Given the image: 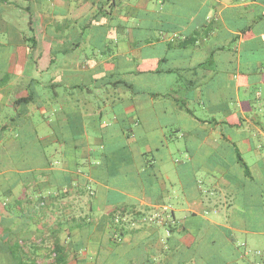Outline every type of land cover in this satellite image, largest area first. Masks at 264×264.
Listing matches in <instances>:
<instances>
[{"label": "crops", "instance_id": "crops-1", "mask_svg": "<svg viewBox=\"0 0 264 264\" xmlns=\"http://www.w3.org/2000/svg\"><path fill=\"white\" fill-rule=\"evenodd\" d=\"M58 244L264 264V0H0V264Z\"/></svg>", "mask_w": 264, "mask_h": 264}, {"label": "trees", "instance_id": "trees-1", "mask_svg": "<svg viewBox=\"0 0 264 264\" xmlns=\"http://www.w3.org/2000/svg\"><path fill=\"white\" fill-rule=\"evenodd\" d=\"M52 163H54V161H52ZM99 167L93 172L91 173L92 177L97 179V180H101L102 179V171L100 173H98ZM52 180L51 181L53 184L58 185H68L72 182V180H75V178L73 177V172L72 171H65L64 174L62 175L61 178H57L55 176H52ZM50 191H52V195H56L57 192H60V195L62 194H67L66 192L60 191V189H58L56 186L50 188ZM54 254H55V261L57 264H67V255L66 253L62 250V246L60 244L56 245V248L54 250Z\"/></svg>", "mask_w": 264, "mask_h": 264}, {"label": "rangeland", "instance_id": "rangeland-1", "mask_svg": "<svg viewBox=\"0 0 264 264\" xmlns=\"http://www.w3.org/2000/svg\"><path fill=\"white\" fill-rule=\"evenodd\" d=\"M46 128L48 129L49 128V126L48 125H46V124H42V123H40L39 124V130L40 131H45L46 130Z\"/></svg>", "mask_w": 264, "mask_h": 264}]
</instances>
